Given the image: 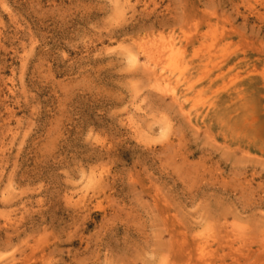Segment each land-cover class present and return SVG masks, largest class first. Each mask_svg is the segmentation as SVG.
Segmentation results:
<instances>
[{"label": "rangeland", "instance_id": "rangeland-1", "mask_svg": "<svg viewBox=\"0 0 264 264\" xmlns=\"http://www.w3.org/2000/svg\"><path fill=\"white\" fill-rule=\"evenodd\" d=\"M262 141L257 0H0V264H264Z\"/></svg>", "mask_w": 264, "mask_h": 264}, {"label": "clouds", "instance_id": "clouds-1", "mask_svg": "<svg viewBox=\"0 0 264 264\" xmlns=\"http://www.w3.org/2000/svg\"><path fill=\"white\" fill-rule=\"evenodd\" d=\"M257 2L264 7V0H257ZM174 104H180L179 99L177 98V100L173 101ZM180 111L182 112V105L180 106ZM228 119L230 120L231 117H228ZM245 121H247V115L244 117ZM222 125L226 124L227 121L222 120L221 121ZM229 130H231V126L229 125ZM205 137L206 138H210V134L207 132V130H205ZM261 150L264 151V141H262L261 144ZM134 181H132L131 179L129 180V184H133ZM25 246H26V242H25ZM19 250H23V248H20ZM99 255L103 256V259L99 258ZM99 255L91 261H86L85 264H124L123 261H121L118 257H113V255L111 254L110 251H105L102 253H99Z\"/></svg>", "mask_w": 264, "mask_h": 264}, {"label": "bare ground", "instance_id": "bare-ground-1", "mask_svg": "<svg viewBox=\"0 0 264 264\" xmlns=\"http://www.w3.org/2000/svg\"><path fill=\"white\" fill-rule=\"evenodd\" d=\"M164 48H166V47H164ZM166 53H170L168 56V58H169V62H168V65L169 66H173L172 68H173V70H171V72H174V71H176L177 70V68L178 67H176V63H175V61H176V59H175V57H174V48L173 47H169V51L168 52H164V55H166ZM161 76H163V74H161ZM160 76V77H161ZM159 77V78H160ZM167 80H169L167 77H164L163 78V82L164 83H166L167 82Z\"/></svg>", "mask_w": 264, "mask_h": 264}]
</instances>
